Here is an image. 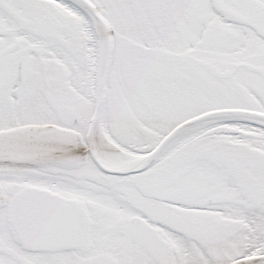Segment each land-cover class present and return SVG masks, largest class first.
<instances>
[{
    "label": "snow or ice",
    "instance_id": "snow-or-ice-1",
    "mask_svg": "<svg viewBox=\"0 0 264 264\" xmlns=\"http://www.w3.org/2000/svg\"><path fill=\"white\" fill-rule=\"evenodd\" d=\"M0 264H264V0H0Z\"/></svg>",
    "mask_w": 264,
    "mask_h": 264
}]
</instances>
